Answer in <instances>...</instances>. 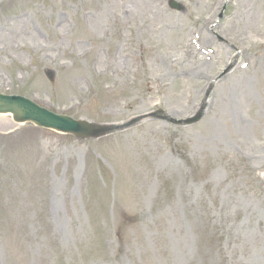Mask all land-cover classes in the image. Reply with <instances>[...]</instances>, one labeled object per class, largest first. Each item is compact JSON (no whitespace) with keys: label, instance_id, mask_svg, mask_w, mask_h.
<instances>
[{"label":"rangeland","instance_id":"1","mask_svg":"<svg viewBox=\"0 0 264 264\" xmlns=\"http://www.w3.org/2000/svg\"><path fill=\"white\" fill-rule=\"evenodd\" d=\"M177 1L0 0L1 92L101 123L208 94L98 140L0 116V264H264V0Z\"/></svg>","mask_w":264,"mask_h":264},{"label":"water","instance_id":"2","mask_svg":"<svg viewBox=\"0 0 264 264\" xmlns=\"http://www.w3.org/2000/svg\"><path fill=\"white\" fill-rule=\"evenodd\" d=\"M178 7V3H174ZM3 98V97H2ZM21 102V103H18ZM25 100L19 98H10L7 100L0 99L1 112H13L15 119L18 121H34L45 126L55 128L57 130L69 133L78 138H97L114 131L118 126L90 123L85 120H74L68 116H58L44 110L39 109L35 105H31ZM34 107V108H33ZM199 113L197 116L200 117ZM145 116V115H144ZM142 116V118H145ZM198 117L181 121V123H189Z\"/></svg>","mask_w":264,"mask_h":264},{"label":"bare ground","instance_id":"3","mask_svg":"<svg viewBox=\"0 0 264 264\" xmlns=\"http://www.w3.org/2000/svg\"><path fill=\"white\" fill-rule=\"evenodd\" d=\"M196 5L200 6L201 4H203V1L202 0H197L195 2ZM207 35V33H205L203 31V37H205ZM207 37V36H206ZM189 49H191L190 46H188ZM192 50V49H191ZM191 53L193 54V61H192V64L194 66L195 69L199 70L207 65H210L211 62H208L206 61L205 59H203V57L201 55H199V53H194L193 51H191ZM237 84H241V81H238Z\"/></svg>","mask_w":264,"mask_h":264}]
</instances>
